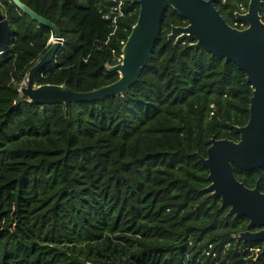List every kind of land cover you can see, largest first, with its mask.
I'll use <instances>...</instances> for the list:
<instances>
[{
    "label": "trees",
    "instance_id": "trees-1",
    "mask_svg": "<svg viewBox=\"0 0 264 264\" xmlns=\"http://www.w3.org/2000/svg\"><path fill=\"white\" fill-rule=\"evenodd\" d=\"M18 1L62 38L36 86L88 92L118 80L107 67L120 63L136 23L133 0H122L115 31L103 19L111 0ZM248 2L214 6L243 29L235 13ZM0 11L10 28L0 54V264H264L262 243L231 238L248 220L203 191L208 141H237L249 118L253 88L234 63L167 40L187 24L168 7L147 65L121 96L35 106L18 89L53 33L12 0ZM259 14L264 22V0ZM233 172L264 192V168Z\"/></svg>",
    "mask_w": 264,
    "mask_h": 264
},
{
    "label": "water",
    "instance_id": "water-1",
    "mask_svg": "<svg viewBox=\"0 0 264 264\" xmlns=\"http://www.w3.org/2000/svg\"><path fill=\"white\" fill-rule=\"evenodd\" d=\"M13 3L35 23L53 33L50 47L29 69L26 81L20 86V95L31 105H57L94 103L112 96H121L134 85L147 65L156 41L161 18L170 7L185 21L186 26H172L167 40L185 41L194 49L204 50L213 57L234 63L243 72L246 82L253 88L249 103V118L244 126L236 127L238 140L215 139L208 143L206 157L199 161L208 169L210 184L203 189L211 199H220V208L228 206L227 216L244 217L246 230L238 234L243 243H262L264 254V192L257 180L253 188L238 181L233 166L244 171L264 168V22L259 14L262 0H249L245 13H236L235 19L246 24L243 29L226 23L214 6L215 0H133L138 16L121 50L119 64L107 67L119 78L110 85L88 92H74L65 85H35L38 72L47 66L58 47L61 34L55 25L20 3ZM10 40V28L0 11V53ZM252 228L258 230L252 231Z\"/></svg>",
    "mask_w": 264,
    "mask_h": 264
},
{
    "label": "built area",
    "instance_id": "built-area-1",
    "mask_svg": "<svg viewBox=\"0 0 264 264\" xmlns=\"http://www.w3.org/2000/svg\"><path fill=\"white\" fill-rule=\"evenodd\" d=\"M111 1H112V3H114V5L111 8V11L103 16V19L104 20H107V21H110V23L113 26V31H115L116 30V27H117V21H118V19L119 18H122L123 15H124L123 14V10H122L123 1L122 0H111ZM112 34H113V32L110 35H112ZM120 61H121V59H119V62ZM24 83L25 82H23V84L21 86H23ZM19 88H20V86H19ZM18 91H19V89H18ZM231 238L233 240H239L238 234H233L231 236ZM228 247H229V245L227 244L225 246V248H228ZM208 249L209 250L211 249V246L210 245L208 246ZM206 255H212V257H215V254L214 253H209V251L206 252ZM215 264H217V263H215Z\"/></svg>",
    "mask_w": 264,
    "mask_h": 264
},
{
    "label": "flooded vegetation",
    "instance_id": "flooded-vegetation-1",
    "mask_svg": "<svg viewBox=\"0 0 264 264\" xmlns=\"http://www.w3.org/2000/svg\"><path fill=\"white\" fill-rule=\"evenodd\" d=\"M236 14V13H235ZM239 22V21H238ZM242 23V22H241ZM234 25L236 26L237 25V23H234ZM240 26H242V25H240ZM252 231H256L254 228H252L251 229Z\"/></svg>",
    "mask_w": 264,
    "mask_h": 264
}]
</instances>
